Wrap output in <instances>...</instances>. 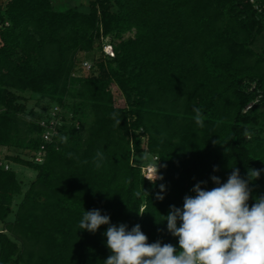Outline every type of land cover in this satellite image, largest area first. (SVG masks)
<instances>
[{"label": "trees", "instance_id": "16d2710c", "mask_svg": "<svg viewBox=\"0 0 264 264\" xmlns=\"http://www.w3.org/2000/svg\"><path fill=\"white\" fill-rule=\"evenodd\" d=\"M81 6L0 4V150L18 151L0 159V264H104L107 226L78 227L92 209L139 224L149 243L178 246L164 221L170 207L234 166L244 179L261 172L249 205L264 196V0ZM102 35L114 58L102 54ZM26 94L39 99L30 111ZM55 108L63 124L47 144L41 122ZM137 155L151 156L162 179L148 180ZM7 163L36 172L26 191Z\"/></svg>", "mask_w": 264, "mask_h": 264}, {"label": "clouds", "instance_id": "9594fccd", "mask_svg": "<svg viewBox=\"0 0 264 264\" xmlns=\"http://www.w3.org/2000/svg\"><path fill=\"white\" fill-rule=\"evenodd\" d=\"M158 170L159 164L154 175L146 178L162 179ZM260 175V170L251 169L244 179L234 166L225 182L211 177L214 187L197 182L183 206L172 205L164 216L178 246L160 240L149 243L139 224L130 229L125 223L113 224L100 209L84 211L78 227L95 234L107 226L103 236L111 255L104 264H264V196L254 197L249 205V182ZM160 187L163 192L164 185Z\"/></svg>", "mask_w": 264, "mask_h": 264}, {"label": "rangeland", "instance_id": "374dc122", "mask_svg": "<svg viewBox=\"0 0 264 264\" xmlns=\"http://www.w3.org/2000/svg\"><path fill=\"white\" fill-rule=\"evenodd\" d=\"M90 1H92V0H53L54 6H55L56 10H58V11H64L70 7H73V6H81V4H82L81 7L87 8ZM2 2H3V0H0V4ZM128 36H131V35L129 34V35H127V37ZM116 43H118V41ZM259 47L260 48L264 47V38H262L260 40ZM96 57H99V55L96 54ZM85 74H87V73H85ZM113 91L115 94L116 106L124 107L125 106V100H124V97L121 95L120 91L118 90V88L114 87ZM25 96L27 99H29L28 100V105H29L28 110L30 111L31 107L38 105L37 103L39 102V99H38V96L33 95V94H26ZM16 154H18L17 150L1 149L0 150V159L2 161H4L6 156H8V155H14L15 156ZM25 158L31 160L29 155H28V157L26 155ZM152 162H153V158L151 156L137 155L134 157V163L136 165L141 166L143 168V172L147 173L148 177H149V174L151 171V168L149 170L148 166ZM7 164L10 167V169H15L17 171L18 177L23 184L24 190L26 191L28 189L29 184L36 178V172L27 168V167L12 165L11 163H7ZM19 200H20V198L17 199L16 204L18 203ZM16 207L17 206L15 205V209H16ZM11 218L13 219L14 216L12 215Z\"/></svg>", "mask_w": 264, "mask_h": 264}, {"label": "built area", "instance_id": "2783aa9c", "mask_svg": "<svg viewBox=\"0 0 264 264\" xmlns=\"http://www.w3.org/2000/svg\"><path fill=\"white\" fill-rule=\"evenodd\" d=\"M101 42H102V54L106 57L114 58L116 53H115L114 44L111 42V39L109 37H105L104 35H102ZM82 68L85 73H89L93 70V64L90 61H85L82 64ZM62 124H63V116L60 114V110L58 108H55L51 112V114L41 122V126L45 128V134L43 136L45 143L47 144L53 143L54 139L59 134V128L62 126ZM44 148L45 146L42 147V151L36 157V162L38 163L43 162ZM6 169H9V166H6Z\"/></svg>", "mask_w": 264, "mask_h": 264}, {"label": "bare ground", "instance_id": "6f19581e", "mask_svg": "<svg viewBox=\"0 0 264 264\" xmlns=\"http://www.w3.org/2000/svg\"><path fill=\"white\" fill-rule=\"evenodd\" d=\"M154 173H155V171L151 168V171H150L149 177H150L151 175H154Z\"/></svg>", "mask_w": 264, "mask_h": 264}]
</instances>
